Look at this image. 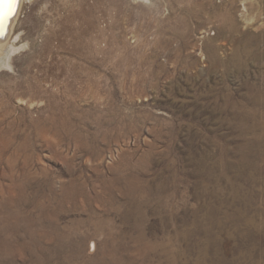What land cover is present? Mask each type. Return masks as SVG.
Here are the masks:
<instances>
[{
	"label": "rangeland",
	"instance_id": "obj_1",
	"mask_svg": "<svg viewBox=\"0 0 264 264\" xmlns=\"http://www.w3.org/2000/svg\"><path fill=\"white\" fill-rule=\"evenodd\" d=\"M0 69V264H264V0H23Z\"/></svg>",
	"mask_w": 264,
	"mask_h": 264
},
{
	"label": "bare ground",
	"instance_id": "obj_2",
	"mask_svg": "<svg viewBox=\"0 0 264 264\" xmlns=\"http://www.w3.org/2000/svg\"><path fill=\"white\" fill-rule=\"evenodd\" d=\"M22 2L23 0H0V34L5 31L4 38L0 39V69L10 67L9 57L12 54L14 55L18 50L14 45H9L8 38L12 33L13 25L16 22ZM13 12L15 15L8 21L9 25L6 28L2 24H6L8 16Z\"/></svg>",
	"mask_w": 264,
	"mask_h": 264
},
{
	"label": "water",
	"instance_id": "obj_3",
	"mask_svg": "<svg viewBox=\"0 0 264 264\" xmlns=\"http://www.w3.org/2000/svg\"><path fill=\"white\" fill-rule=\"evenodd\" d=\"M14 12L10 15V16H8V20H7V22H6V24H2V25H5V27L7 28V26L9 25V23H8V21H10L13 17H14ZM5 28V29H6ZM4 35H5V31H3L1 34H0V39H3L4 38Z\"/></svg>",
	"mask_w": 264,
	"mask_h": 264
}]
</instances>
